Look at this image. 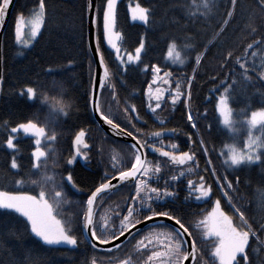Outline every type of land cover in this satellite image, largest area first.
Masks as SVG:
<instances>
[{
	"label": "trees",
	"instance_id": "obj_1",
	"mask_svg": "<svg viewBox=\"0 0 264 264\" xmlns=\"http://www.w3.org/2000/svg\"><path fill=\"white\" fill-rule=\"evenodd\" d=\"M130 2L151 10L148 24L131 22ZM212 3L214 7L206 12L204 0H121L116 14L121 52L134 53L140 42L145 44L140 63L127 66V71L115 59V53L105 46L102 13L97 12L99 45L110 74L101 92L100 108L141 143L147 141L144 146L145 170L152 177L148 185L160 191L173 189L177 195L171 197V201L159 203V208L160 201L144 202L145 207L151 203L157 211L164 209L181 219L196 241L198 264H219L212 255L217 242L205 236L202 224L217 200L225 212L234 216L238 229L250 231L246 249L248 264H264V138L261 160L257 164L231 167L224 159L226 161L228 156L226 147L233 144L234 139L223 128L217 110L220 97L225 95L236 122L241 123L252 112L264 109V96L261 95L264 93V8L258 0H237L234 10L229 0H212ZM44 5L43 29L31 48L23 49L17 45L16 26L18 18L31 16L39 8V0L15 1L3 37L0 190L38 196L41 188L34 183L37 170L31 155L36 148L35 139L19 134L16 150L8 149L6 140L13 135L12 127L38 120L37 107L42 101H29L20 92L33 87L40 96L51 80L59 81L68 88L65 99L69 100L70 107H63L59 122L64 134L59 133L54 143L55 150L64 160L56 170L51 167L54 156L48 154L45 160L48 168L64 180L62 190L72 212L71 220L79 225L87 209V197L106 182V176L111 178L120 171L130 170L136 153L131 146L107 136L90 110L95 64L88 43V0H44ZM105 6L106 0H97V10ZM229 11L233 13L231 17L227 15ZM173 43L176 47L169 57ZM200 54L203 55L197 65L195 57ZM156 66L161 72L154 75L152 69ZM164 75L160 81L159 77ZM193 75L195 79L188 99L187 82ZM225 79L230 84L235 81L231 84L230 94L224 92L222 81ZM177 83L183 95L175 103L166 101L156 108L157 103H162V97L157 102L150 99L153 88H166L175 96ZM189 112L193 116L192 122L197 125L195 128L187 119ZM162 121L167 124L162 125ZM162 126L182 132L187 152L195 157L186 167L177 168L170 160L156 157L149 147L154 146L153 133ZM80 131L86 134L88 145V149H80L89 160L85 161L82 155L81 159L77 157V164L66 165L70 154H75L73 140ZM13 157L21 165L19 169L11 168ZM156 167L160 168L158 174L154 171ZM69 174L75 187L66 181ZM174 175L179 180L172 181ZM227 179L231 190L225 184ZM189 181H192L191 187ZM201 183L205 189L209 186L212 189V195L202 201L196 198ZM127 186L100 196L95 222H104L103 216L108 217L110 210L120 212L124 209L129 196L126 192L123 197ZM131 186L132 190L136 187L135 184ZM185 187L187 192H184ZM236 209L244 214L243 221ZM108 220L107 233L104 235L98 226L97 235L113 240L112 232L119 234L120 223L110 215ZM77 233L75 247L50 246L31 234L30 226L26 229L18 214L0 215V264H92L95 255L135 261L148 252L138 251L139 239L154 233H174V230L166 224L150 226L113 252L93 249L85 234Z\"/></svg>",
	"mask_w": 264,
	"mask_h": 264
},
{
	"label": "snow or ice",
	"instance_id": "obj_2",
	"mask_svg": "<svg viewBox=\"0 0 264 264\" xmlns=\"http://www.w3.org/2000/svg\"><path fill=\"white\" fill-rule=\"evenodd\" d=\"M12 0H0V25L3 24L6 15L7 10L9 9L11 5ZM230 5L232 9H235V5L237 0H229ZM259 5L264 8V0H258ZM204 9L206 12L211 11V8L214 7V4L212 3V0H204ZM44 0H39V9L40 12L37 14L36 19L32 26V36L36 37L39 35L40 30L43 26V15H44ZM116 8H117V0H106V6L102 10L95 9L94 5H89L90 10H95L99 13H102V24H103V34L107 39V43L111 46V48L114 50L115 53V59L119 62L121 66L124 67V71H127V65L139 63L141 61V53L145 49V44L143 42L139 43V46L135 48V54H127V59H125L124 55H121V49L117 46L116 40L119 39L120 34L115 32V24H116ZM132 13V19L141 21L144 24H148L150 21V17L152 15V12L149 8L143 7L140 4H137L134 8L131 9ZM206 14V13H205ZM228 17H231L233 13L229 11L227 13ZM20 21H23V16H21ZM226 24L227 21H224ZM16 33L17 37H19L20 34V24H17L16 27ZM176 44L173 43L170 47V50L168 51V56L172 57V50L175 49ZM249 47H252V45H249ZM96 52L99 53V45L96 46ZM203 54L197 55L195 57V63L197 65L200 64L201 58ZM229 57H231V53L228 54ZM177 60H179V55L177 54L176 57ZM99 64H104V57L103 54L99 55ZM181 64L184 63V61H180ZM241 68H244L243 64H240ZM145 70L147 71V66H145ZM51 71V70H49ZM103 76L105 80L109 77V72L107 70V66L105 65L103 68ZM245 71H247L245 69ZM153 74H159L161 72L160 67L156 66L152 69ZM166 75H171V73H166ZM195 79V75L192 76L191 79L187 82V98H191V87H192V80ZM250 79V78H249ZM231 84H235V81H232ZM231 84L229 83L228 79H225L222 81V85L224 88V92L226 94H230V88ZM105 89V84L103 82L97 81V83L93 86L92 89V100L94 103V111L99 113V118L106 123L107 125L111 126L112 128H115L118 130L119 134L121 136H128L132 137L134 143L131 145V147L135 150V163L131 166V169L129 171H120L119 176L113 175L111 178L105 177L104 183H101L99 187L95 189L94 192H91V194L87 197L86 205L88 208L87 214L84 216V219L79 222L78 230L80 232L88 233L89 235L86 237L89 239V242L92 244L93 247L96 246V242L98 241L100 245H106L111 243V239L102 238L101 236L97 235V227L100 226L101 231H107L109 226L103 221L94 222L92 218V206L94 202L97 200V197L101 196V194L106 193L110 191L112 188L117 187V185L112 184V180H117L118 182H123L126 179H133L134 181L139 179V183L136 186V195L133 197L134 205L138 209L136 211V215L139 216L141 212L139 210H143V216L146 221H152L154 220V217H167L169 221H174L173 228H174V237L175 240L174 244V262L175 264H184V261H189L190 264H198L197 262V250H196V241L194 239L189 240L187 238L192 236V233L189 231L187 227H185V224L182 223L180 218H177V216L170 214L167 211H153L151 203H148L145 207L144 203V197L141 195V186L147 187V180L143 179V177L148 176L147 170L143 169L141 166V155L145 144H147V141H145V144H141L140 141L136 140V138L133 136V133L131 131H125V129L121 128L120 124L114 123L113 119L109 118L108 115H105L103 111H100L99 104L96 102L99 94ZM149 91H151V87H149ZM20 95L26 96V98L29 101H36L38 99H42L43 103L49 104L52 103V106L55 108L56 105L54 102L49 101V99L43 94L38 96L37 90L33 87H27L26 89L22 90L20 92ZM183 93L180 90V85L177 83V91L175 93V96L173 97V103L176 102V99L181 97ZM262 96H264V93H261ZM159 100V97H157ZM226 99L225 96L220 97V103L221 105L224 104ZM151 107V105H149ZM160 105L157 103L156 108H159ZM156 108H152V111L155 112ZM59 112H64L63 107H59L57 109ZM129 109H125V111H128ZM134 111V109H132ZM223 114V109H221ZM66 115V113H65ZM52 116V111H49V117ZM189 122L193 121V116L189 112L187 117ZM224 123L225 125L231 126V121L228 117V115H224ZM249 125L252 127H255L257 124L264 125V109L256 112H252L251 119L248 121ZM197 125L195 122L191 123V127L195 128ZM23 130L25 134H31L36 137L34 140L35 145L37 146L35 150L32 152V157L34 158L33 167L41 170L44 172L42 181H40L41 184V190L37 195H27V194H13L9 191H0V215H10V214H18L20 218H23V223L25 228L27 229L30 226V232L31 234H34L35 237L39 238L40 241H42L46 245H71L76 246L78 241L74 234H72V228L65 226L64 223H62L61 220L57 219L56 216L53 214L54 209L53 206L48 202V199L45 198L46 191L45 187L49 184L55 185L56 180L54 176L47 175L48 171V164L47 160H42V158L46 157V152L42 150L39 146L41 145L42 138L46 135L48 136V139L51 141L56 140V135L54 132H52L50 135L46 133L45 127H41L36 122H32L31 120L25 123H20L16 127L11 128V133H19ZM171 131H175V129H172ZM85 133L83 131H80L74 139V145L76 146L75 154H70V157L66 160V165H75L77 164V157H80L83 155V159L85 161L89 160V157L87 154L82 153L80 149V145L82 143L81 137H83ZM163 135L162 132H155L153 133L154 137H161ZM17 140V137L15 135H9L6 140L7 148L10 150H16L17 144L14 142ZM255 145L256 149L260 148L262 145L260 143H257L255 139L249 138L248 142V148H249V154L248 155H241L239 153H236L233 151V154L230 158V166L232 165H241L243 163H254L256 161L261 160V154H257L253 150V146ZM85 148L88 147L87 144L84 145ZM152 147V150L154 152H160V155L164 157H169L171 154L167 151H161L160 149ZM173 148L176 147L175 144L172 145ZM204 151L206 152L207 149L205 148ZM172 159L175 160V156H172ZM195 157L194 155H189L188 153H183L180 162L184 163L186 161H194ZM21 167L20 164H18L15 157L11 160V168L12 169H19ZM67 170V169H66ZM155 173L160 172V168L156 167L154 169ZM151 179L152 177H148ZM159 177L157 176V179ZM203 180V177L200 178ZM172 181L179 180L178 176H172ZM66 181L69 184H72L73 187H75V184H73V177L71 174H69L66 177ZM23 181H21L22 183ZM34 183H36L34 181ZM167 183V182H166ZM188 186H192V181L188 182ZM228 187H231V183L229 182ZM54 190V189H53ZM199 192V195L196 197L197 199H205L212 195V189L211 186H209L207 189H205L204 184L201 183L199 189H197ZM151 193L155 194L152 199L155 201H160L161 199H166L168 197H175L177 193L175 191H167L164 190L161 192L158 188H151ZM54 195L56 198L61 197L62 193L61 191H55ZM226 195V193H225ZM157 207H161V205L157 204ZM128 215L121 218V223L119 225V234L116 232H112V237L114 239H120L121 236L125 235V232L127 231L129 234H131V228L136 227V223L129 220V217L133 215V211L131 209H128ZM237 212H239V209H236ZM151 213V214H149ZM240 219L244 220V214L242 212H239ZM157 223H159L157 221ZM203 223L206 224L208 231L207 234L209 236H215L218 238V244L215 246V250L212 253V255L218 260L219 264H248V254L246 252V249L249 245V238H250V231H240L237 227L233 226L231 222V218L224 214L220 210V201H216V208L213 210L211 215L207 218L206 221H203ZM250 227V226H249ZM139 244H143L144 241L140 240L138 241ZM116 247H119L117 245ZM110 251V250H109ZM238 257L240 258L238 260ZM93 264H95V261H93ZM123 264H129L128 261H124Z\"/></svg>",
	"mask_w": 264,
	"mask_h": 264
},
{
	"label": "rangeland",
	"instance_id": "obj_3",
	"mask_svg": "<svg viewBox=\"0 0 264 264\" xmlns=\"http://www.w3.org/2000/svg\"><path fill=\"white\" fill-rule=\"evenodd\" d=\"M120 1L121 0H117V7H118V4ZM136 5L137 4H134L132 2L129 3L128 11H129L130 20L133 23L144 24L141 21H138V20L134 21L132 19L131 9L134 8ZM39 12H40V9L38 8L31 16L23 17V21H20V19L18 18L17 24L18 23L20 24V34H19V37H17V33H16V43L20 48H23V49L31 48L33 46L34 42L39 37V35L43 29V26L40 30L39 35H37L36 37L32 36V26H33V23H34L36 16ZM116 14H117V8H116ZM44 19L45 18L43 15V25H44ZM114 31L119 33L117 31L116 24H115ZM120 38H121V35L119 36V39L115 41L118 47H120ZM103 41H104L105 46L114 53V50L107 43V39L104 36V34H103ZM143 52L141 53V56H142ZM127 54H129V53L121 52V55H124L125 59H127ZM131 54L134 55L135 52L131 53ZM139 63L129 64L127 66L138 65ZM164 78H165V75L159 77L160 81H162ZM157 88L159 89V86H155L153 88V90L150 92V96H149L150 99H154L155 102L157 101L154 97L156 92H157L156 91ZM67 91H68V88L65 85H63V83H61L59 81L53 82L51 80L49 82V84L47 85L46 89L39 93V95L43 94V96L47 97L49 99V101L54 102L56 105V107L54 108L52 106V103L45 104V103H43L42 99H40L42 102L37 107V119L38 120L32 121V122L38 123V125L41 127H45L46 133H48L49 135L52 132H54L56 136L59 133H60V135L64 134V133H62V129H60L61 124L59 122L61 112H59L57 109L59 107L70 108L68 106L69 100L65 99ZM160 92L164 95L165 93H168V92L170 93V90L165 88L164 91L161 89ZM162 94L160 95L161 97H162ZM160 105H162L161 102H160ZM221 109H223V114H222ZM50 110L52 111L51 117H49V111ZM217 110H218L219 118H220V121H221L223 128L226 129L233 136V139H234V143L231 144L230 146L226 147L227 152H228V156L226 157V161L224 159V162L230 164V158H231V155L233 154V151H235L236 153H239L241 155H245V156L248 155L249 154L248 142H249L250 137L255 139L257 143H260L262 145L258 149H256V147L254 145L253 150L257 154H260L263 151L264 125L257 124L255 127H252L251 125H249L248 121L251 119V116L249 118L243 120L241 123L236 122L233 118V112L231 110L229 100L227 97H226L223 105H221L220 99H219ZM225 114L228 115V117L231 121V126L225 125V123H224V115ZM19 134H22L26 137L36 139V137L31 135V134H25L23 132V130H21V132H19V133H13V135H15L16 137H18ZM54 143H55V141L49 140L48 136L46 135L45 137L42 138V142H41V145L39 147L42 150H44L46 152V154L49 152L48 154H51L52 156H54V159L52 160L51 167H53V169L56 170L63 165L64 158L62 157L63 155L61 153H59L57 150H55ZM239 144H242V146H240ZM46 157H47V155H46ZM46 157L42 158V160H44ZM258 162L259 161H256V162L251 163V164L246 162V163H243L241 165H232L231 167L238 168V167L243 166V165L257 164ZM36 170H37V172L35 174L34 181L41 188L40 181H42L44 172H42L41 170H38V169H36ZM54 170L52 171V169L48 168V171H47V175L55 177L56 184L55 185L49 184L45 187V191H46L45 198L48 199V202L53 206V209H54L53 214L56 216V218L61 220L62 223L65 224L66 228L71 227L73 230L72 234H74L76 236V238H78L79 234L77 232L79 231L78 230L79 225H78V222H77V225H75L73 223V221L71 220L72 212H71V209H69L70 208L69 203L66 202V197H64V193L62 190L63 189L62 184H63L64 180L59 178V174L57 172H55ZM138 183H139V180L137 181L136 186ZM225 184H226L228 189H230V190L232 189L231 187H228V184H229L228 179H227V181H225ZM135 190H136V187H135ZM140 190H141V195L144 197V202L155 201L154 199H152V197H154L155 194L151 193V187L148 185V183H147V187L141 186ZM55 191H61V193H62L61 197L56 198L54 195ZM161 192H163V190ZM135 195H136V192H135ZM200 200L202 201L204 199H200ZM133 206H135V205L132 204V207H131L132 211H133ZM71 208H72V205H71ZM215 208H216V201H215V205L213 206L212 210L204 216V218L202 220V224H203L205 236L207 238L215 239L217 244H218V242H219L218 238H216L215 236H209L207 234L208 228H207L206 224L203 223V221L207 220V218L211 215V213L213 212V210ZM220 210L222 212H224L225 215H227L228 217L231 218V222H232L233 226H235L234 216L232 214H229L228 212H225L224 209L221 207V204H220ZM133 213H134V211H133ZM127 215H128V212L125 216H127ZM103 219H104L103 223H105L108 220V217L103 216ZM129 220L133 221L132 216L129 217ZM109 221L110 220H108V222ZM238 230H240V229H238ZM81 233L84 234V232H81ZM106 233L107 232L104 231L103 234L105 235ZM161 235H163V236H161ZM80 236H83V235H80ZM141 237H143V236H141ZM173 237H174V233H154L150 237H144L143 239H139L138 241L143 240L144 243L139 244L137 241V245L139 246L138 251L148 250V252L146 253V255L143 258L138 257V259L135 261H132L131 259H124V260L121 259L122 261H119V260L115 259L116 257H113L114 255H112L113 258L106 257L104 255H95L92 259V264H93V261H95V264H123L124 261H128L129 264H175V262H174V250H173L175 240L173 239ZM50 246L75 247V246H71V245H67V244L50 245ZM109 258H110V260H109Z\"/></svg>",
	"mask_w": 264,
	"mask_h": 264
},
{
	"label": "water",
	"instance_id": "obj_4",
	"mask_svg": "<svg viewBox=\"0 0 264 264\" xmlns=\"http://www.w3.org/2000/svg\"><path fill=\"white\" fill-rule=\"evenodd\" d=\"M15 1L16 0H12L9 9L7 10L6 18H5L4 22H3V24L0 25V95H1V86H2V45H3V37H4V33H5V29H6L7 23L9 21L10 16H11L12 9H13ZM89 5H94L95 9H97V0H88V43H89V50H90L91 56H92L94 64H95L94 75H93V80H92V87H91V101H90L91 113L93 115V118H94L95 122L99 126V128L107 136L131 146L134 143L132 137H128L126 135L121 136L117 129L112 128L111 126H109L106 123H104L99 118V113L95 112L93 110L94 106H95L94 103H93V100H92V89H93V86L97 83V81L103 82L106 85L108 83V81H109L110 74H109L108 79L105 80L102 70H103L105 65L107 66V64H106L105 60H104V64L103 65L99 64V62H98L99 61V55L102 54V51H101V48H100V45H99V41H98V35H97V20H98V16H97V11L89 9ZM97 44L99 45V53L96 52ZM107 70H108V67H107ZM108 72H109V70H108ZM100 97H101V93L99 94L96 102L99 104V109L101 111V108H100ZM162 133H163V135L161 137H159L158 139L171 138L175 134V132H173V131H162ZM136 140H138V139L136 138ZM81 141H82V143H81V145L79 147L85 148L84 145L87 144L86 143V134L83 137H81ZM141 144H143V143H141ZM74 149L76 150V146L75 145H74ZM140 155H141V166H142L143 169H145V166H146V163H147V155H146L145 147L143 148V150L140 153ZM81 156L79 158H81ZM162 157H164V156H162ZM190 162L191 161H186V162L182 163L181 165L184 166L185 164H188ZM117 176H119V175H117ZM137 180L134 181L133 179H126L123 182H118L117 180H112V184L113 185H117V187L112 188L108 192H112V191H114V190H116V189H118V188H120V187H122L123 185H126V184L136 183ZM108 192H106V193H108ZM99 197H97V200H98ZM97 200L94 202V204L92 206V209H91L93 220H94V212H95V206H96ZM87 211H88V208H87ZM87 211H86V214H87ZM157 221L159 223H157ZM158 224H166V225H168V226L173 228L174 221H169L167 219V217H162V216L154 217V220H152V221H146L145 220V221H143L141 223L136 224L135 228H131V234H129L126 231L125 235L121 236L120 239H118V240L117 239H113V240H111V243L106 244V245H100L99 242L97 241L96 242V246L93 247L92 244L89 242V239H87V238L86 239L91 244L92 248L97 250V251H100V252H113V251L117 250L119 247H121L122 245H124L125 243H127L131 238H133L135 235L140 233L142 230H144V229H146V228H148L150 226H154V225H158ZM84 234H85V237H87L89 235L88 233H84ZM187 239L192 240V236L187 238ZM117 245H119V247H116ZM184 264H190V260L189 261H184Z\"/></svg>",
	"mask_w": 264,
	"mask_h": 264
},
{
	"label": "flooded vegetation",
	"instance_id": "obj_5",
	"mask_svg": "<svg viewBox=\"0 0 264 264\" xmlns=\"http://www.w3.org/2000/svg\"><path fill=\"white\" fill-rule=\"evenodd\" d=\"M160 90H161L160 88L159 89L158 88L156 89L157 92H156V94L154 96L156 100H158L157 97H159V99L161 97L160 95L162 93L160 92ZM162 90L164 91V89H162ZM172 94H173L172 92L165 93L164 95L162 94V105L166 101L173 102V97L174 96H172ZM162 105H160V106H162ZM165 124H167V123H165V122L162 121V125H165ZM162 131H171V129L165 128L164 126H162L157 132H162ZM181 133L182 132H180V133L175 132L174 136L171 137V138H164V139H158L156 137L154 138L155 139L154 147L157 148V149H160L161 151H167V152H169L171 154V156L167 157V159L170 160V163L172 165H174L175 167H177V168H179V167L184 168V167L187 166V164H185L184 166H182L181 165L182 163L180 162V159H181L183 153H188L189 154V152H187L188 149H187V144L185 142V139L184 138H181V135H182ZM176 134H177V136H176ZM173 144L176 145L175 148L172 147ZM73 146H74V140H73ZM153 153L158 158L166 159V157H162V155H160V152H154L153 151ZM172 156H175V160L172 159ZM145 168H146V166H145ZM148 177L149 176H145L143 178L145 180H147V182H150L151 179H149ZM127 185L128 184H126V185H124V186H122L120 188H123V187H125ZM131 185H128L126 187L127 188L126 191L123 193V197H124V195H125L126 192L129 193V196H127L128 198L126 200V204L124 206V209L122 211H120V212L119 211H112V210H110V212H109L110 217L111 218L114 217L115 219H117L119 221V223H121V218L124 217L127 214V212H128L127 210L128 209H131L132 204H134L133 197L135 196V189L132 190V186ZM164 190H167V189H164ZM167 191H173V189H169ZM184 192H187V187H185ZM170 198L171 197H168L166 199H161L160 202H158V204L161 203V202L162 203H165L167 201H171ZM130 199H131V201H129ZM152 209H153V211H157L155 209V207H153ZM133 211H134V213L132 215V219H133L134 222H137L138 221L136 224L145 221L144 216H143V210H139L141 212V214L139 216H137L135 214L136 211H138V209L135 206H133ZM162 211H165V210L162 209ZM149 214H151V213H149Z\"/></svg>",
	"mask_w": 264,
	"mask_h": 264
},
{
	"label": "crops",
	"instance_id": "obj_6",
	"mask_svg": "<svg viewBox=\"0 0 264 264\" xmlns=\"http://www.w3.org/2000/svg\"><path fill=\"white\" fill-rule=\"evenodd\" d=\"M122 143H123V142H122ZM127 145H128V144H127ZM129 146H130V145H129ZM86 149H88V148H86ZM74 150H75V149H74ZM48 153H49V152H48ZM48 153H47V155H48ZM46 158H47V157H46ZM46 158H45V159H46ZM78 158H79V157H78ZM81 158H82V156H81ZM81 158H79V159H81ZM45 159H44V160H45ZM134 163H135V162H134ZM143 179H144V178H143ZM138 180H139V179H138ZM138 180H137V181H138ZM136 183H137V182H136ZM136 183H130V184H136ZM147 183H148V182H147ZM123 186H124V185H123ZM118 189H119V188H118ZM116 190H117V189H116ZM116 190H114V191H112V192H115ZM112 192H108V193H112ZM104 194H105V193H104ZM102 195H103V194H102ZM99 198H100V197H99ZM99 198H98V199H99ZM97 202H98V200H97ZM96 210H97V203H96V206H95V212H94V222H95L96 215H97V211H96ZM86 211H87V209H86ZM85 215H86V212H85ZM85 215H84V216H85ZM108 219H109V215H108ZM106 222H108V220H107ZM106 222H105V223H106ZM158 225H159V224H158ZM171 228H172V227H171ZM172 229H173V228H172ZM173 230H174V229H173Z\"/></svg>",
	"mask_w": 264,
	"mask_h": 264
},
{
	"label": "bare ground",
	"instance_id": "obj_7",
	"mask_svg": "<svg viewBox=\"0 0 264 264\" xmlns=\"http://www.w3.org/2000/svg\"><path fill=\"white\" fill-rule=\"evenodd\" d=\"M90 101H91V99H90ZM90 110H91V108H90ZM93 116V115H92ZM166 159H167V157H166Z\"/></svg>",
	"mask_w": 264,
	"mask_h": 264
}]
</instances>
